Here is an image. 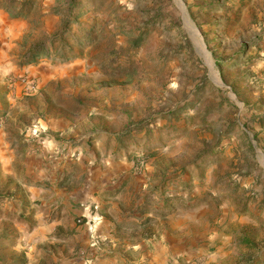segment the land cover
I'll use <instances>...</instances> for the list:
<instances>
[{
	"label": "rangeland",
	"instance_id": "obj_1",
	"mask_svg": "<svg viewBox=\"0 0 264 264\" xmlns=\"http://www.w3.org/2000/svg\"><path fill=\"white\" fill-rule=\"evenodd\" d=\"M109 263L264 264V0H0V264Z\"/></svg>",
	"mask_w": 264,
	"mask_h": 264
},
{
	"label": "bare ground",
	"instance_id": "obj_2",
	"mask_svg": "<svg viewBox=\"0 0 264 264\" xmlns=\"http://www.w3.org/2000/svg\"><path fill=\"white\" fill-rule=\"evenodd\" d=\"M187 18V17H186ZM189 23V27H191V28H193V30L195 31V34H196V37L198 38V41H199V43L204 47V45H203V39L200 37V33H199V31H198V29L193 25V24H191L190 22H188ZM208 55V54H207ZM209 56V55H208ZM209 57H211V56H209ZM214 71V70H213ZM216 71V70H215ZM215 75H216V73H214ZM218 82H219V80H218Z\"/></svg>",
	"mask_w": 264,
	"mask_h": 264
},
{
	"label": "water",
	"instance_id": "obj_3",
	"mask_svg": "<svg viewBox=\"0 0 264 264\" xmlns=\"http://www.w3.org/2000/svg\"><path fill=\"white\" fill-rule=\"evenodd\" d=\"M203 45H204V47H203V51H204L205 55H207V54H208V55L210 56V52H209V51L206 49V46H205V44H204V43H203ZM216 73L218 74V72H217V71H216ZM218 80H219V82H220V83H222L219 77H218Z\"/></svg>",
	"mask_w": 264,
	"mask_h": 264
},
{
	"label": "crops",
	"instance_id": "obj_4",
	"mask_svg": "<svg viewBox=\"0 0 264 264\" xmlns=\"http://www.w3.org/2000/svg\"><path fill=\"white\" fill-rule=\"evenodd\" d=\"M135 247V249H139V248H137V246H134ZM109 264H111V263H109Z\"/></svg>",
	"mask_w": 264,
	"mask_h": 264
},
{
	"label": "trees",
	"instance_id": "obj_5",
	"mask_svg": "<svg viewBox=\"0 0 264 264\" xmlns=\"http://www.w3.org/2000/svg\"><path fill=\"white\" fill-rule=\"evenodd\" d=\"M61 53V52H60ZM62 59V58H61Z\"/></svg>",
	"mask_w": 264,
	"mask_h": 264
}]
</instances>
